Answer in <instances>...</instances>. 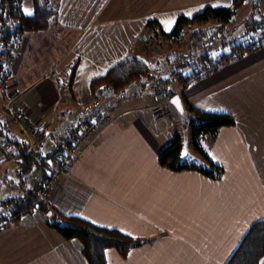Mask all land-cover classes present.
<instances>
[{
    "label": "crops",
    "instance_id": "0c3cea01",
    "mask_svg": "<svg viewBox=\"0 0 264 264\" xmlns=\"http://www.w3.org/2000/svg\"><path fill=\"white\" fill-rule=\"evenodd\" d=\"M51 1L56 10L51 24L21 37L10 58L13 64L8 62L9 77L0 80L14 104L47 133L63 123L78 125L84 120L91 108V82L139 53L137 41L151 30L147 23L156 21L169 34L180 17L193 18L208 7H229L233 2ZM23 6L26 14H32V0ZM260 59L264 55L238 69L243 60L231 62L188 89L175 90L197 112L226 113L235 119V126L222 128L211 152L203 154L224 169L222 181H211L196 170L175 172L161 166V153L180 138L181 122L176 111L170 119H157L152 107L166 99L152 87L143 91L152 96L142 106L124 103L116 111H103L115 123L74 160L68 175L51 184L47 203L64 215L144 241L127 258L108 250V264H227L249 228L264 220V61ZM75 65L70 92L67 85ZM242 71L247 72L238 77ZM121 98L110 100L118 104ZM196 111L185 110L183 116L191 122ZM12 130L20 132L13 125ZM191 132L193 138V127ZM43 142L36 140L32 149ZM13 148L6 146L10 153ZM14 163L18 178L19 161L7 162L0 154V193L16 187L8 184L15 183L8 169ZM82 248L78 240H65L49 227L39 210L0 229V264H88Z\"/></svg>",
    "mask_w": 264,
    "mask_h": 264
},
{
    "label": "trees",
    "instance_id": "16d2710c",
    "mask_svg": "<svg viewBox=\"0 0 264 264\" xmlns=\"http://www.w3.org/2000/svg\"><path fill=\"white\" fill-rule=\"evenodd\" d=\"M25 0H0V58L6 57L7 61L14 56V50L18 48L21 37L29 31H40L47 28L56 16V10L51 5V0H32L33 12L31 15L24 11ZM248 0H233L229 7H208L193 18L180 17L175 28L169 34L160 29L156 21H150L147 27L154 31L156 36L161 35L170 42H184L185 33L192 29L195 24L228 25L234 22V18ZM258 4L254 3V5ZM258 18V17H257ZM251 27L247 33L239 38L234 37L227 45L230 52H213L202 55L197 61L203 62L204 67H196L190 62L191 72L184 76L176 73V78L182 90L188 89L192 84L204 79L207 76L219 72L225 65L243 60L247 55L255 53L264 48V15L257 20L248 19ZM159 29L153 30V27ZM209 26V27H210ZM160 30V31H159ZM201 29L192 33L193 39H199V35L206 34ZM201 32V33H200ZM11 62V61H10ZM9 62V64H10ZM196 62V61H195ZM0 62V80L9 77V66ZM76 65L69 75L68 89L72 92V84L76 75ZM151 69L147 62L140 58H130L117 62L104 76L94 79L90 85L91 101L97 103L101 96H106L108 92L115 94L124 93L127 89L135 85H144L152 79ZM155 86L158 94L163 97L162 102L178 95L174 90L169 89V80H160ZM148 85V84H147ZM144 87H139V92H143ZM185 110L196 111L189 107L185 98L181 95ZM113 108V107H112ZM99 109L87 112L84 120L75 123H63L59 129L49 134L45 130L42 137L37 140L51 141L54 148L46 155L39 152V148L29 150V144L22 137L23 134L12 130V121L6 110L9 120H0V140L5 147H14V156H19V170L17 184L8 183L19 187V193L2 201L8 206L9 213L0 214V229L6 225V221L13 219L18 223L25 214H33L41 211L45 217L47 225L55 229L65 240H78L82 244V253L88 264H108L106 253L108 250H115L122 258H127L129 253L144 244V241L126 235L117 229L97 226L85 219L76 216L62 214L56 207L49 205L46 199L41 198L44 189L52 182L51 165L62 166L69 162L73 164L79 155L74 152V147L82 141L85 133L94 126L95 122L103 116V111ZM109 110V108H107ZM196 117L191 119L194 140L204 136L216 137L224 127H233L236 122L232 115L226 113H202L194 112ZM6 114V115H7ZM111 117V116H110ZM14 126V125H13ZM85 133L81 136L82 132ZM182 145L180 138L166 148L159 157L161 166L175 172L183 170H196L203 175L221 180L224 169L213 163L206 156L207 162L203 167H197L192 163L183 160ZM16 154V155H15ZM204 154V153H203ZM17 161V159H15ZM2 182L1 186H3ZM1 205V204H0ZM264 259V220L255 222L247 231L240 245L231 256L227 264H261Z\"/></svg>",
    "mask_w": 264,
    "mask_h": 264
},
{
    "label": "rangeland",
    "instance_id": "374dc122",
    "mask_svg": "<svg viewBox=\"0 0 264 264\" xmlns=\"http://www.w3.org/2000/svg\"><path fill=\"white\" fill-rule=\"evenodd\" d=\"M257 2L258 4L254 5V3H257ZM262 15H264V0H248L247 4L241 10H239L238 13L236 14L233 23L228 24V25L227 24L226 25L225 24L224 25L212 24V26H210L209 24L210 27L204 24H195L194 26H192V29L189 28V30L185 33L186 37H185L184 42H177V41L170 42L167 39L163 38L161 35L156 36L154 31H149L148 36L140 37L139 40L137 41V45L140 47L139 53L137 55L132 54L131 57H128L125 59L136 57V58H140L144 60L145 62H147L150 66L151 74L153 78L149 82H146L144 85L132 86L129 89H127L124 93H121V94H115L113 92H108L106 96H101L97 103H93L91 101V103L88 104V106L91 107L89 111L91 110L94 111V110H99V109L107 110V108H109V111L113 112L114 108L116 111L117 108H119L121 104L123 105L124 103H127L126 106H130V107L142 106L145 104L146 101L151 100L152 94L147 95L146 93L143 94V92L139 93V87L141 88L145 86L146 90H143V91H147V90L152 89V87L157 86V84L160 83L159 82L160 80H169V89L174 90V91L178 90L180 88V84L178 83V80L176 78V73L180 75H184V76L189 75L191 72V68H190L191 65H189L190 62L192 63V65L196 67L203 68L204 67L203 62L199 60L197 61V59H199L202 55H204V53L208 54V53L213 52V54H215L217 51L222 52V53L230 52V50L228 49L229 45H227V42H229L234 37L239 38L240 36L247 33L248 29L251 27L249 22H247L248 19L251 18V19L257 20ZM155 29H157L156 26L153 27V30ZM198 29H201L202 30L201 32H205L206 30L207 33L199 35L200 37L199 39H193L192 33L194 31H197ZM261 55H264V48H262L259 52H257L253 56L247 55L246 57L248 58L245 57L246 59H244L242 63L239 66H237V69L248 66L251 60L252 61L256 60L257 62V60H259V57ZM263 61L264 59L261 60V62ZM0 62L5 64V66L8 63L6 57H1ZM246 72L247 71L239 72L237 76L238 77L244 76ZM62 75H63V69L62 71L59 72V76L62 77ZM0 89L2 90V94H3V99L0 98V120L5 122L7 120V115H6L7 112H5L7 109L5 105L9 101H13V99L7 96V93H6L7 86L4 81L0 82ZM137 94H142V96H140L139 98H136L135 95ZM117 96L122 97L121 100L118 101V104L117 102H115V100L111 102L112 100L110 99L111 98L114 99L115 97L117 98ZM116 104L117 106L115 107L114 105ZM166 104L167 102H164V103L160 102L159 104H156L155 106L166 105ZM169 104L172 106L173 116H174L175 114L174 112L176 110L170 102ZM155 106L152 107V111ZM18 109H20L22 112H24L29 117V114H27L20 107H18ZM177 115H178L177 117L180 119V122H181V128L179 129L178 134L183 143V158H185L186 162L192 163L199 168L203 167L204 164H200V160L205 159L203 153L205 154L206 152H209V153L211 152L216 139H214V137H211V136H204L198 141L194 140V137L191 138L192 137L191 127L192 126H191L190 118L188 117V115L183 116L178 113ZM30 118L32 120H35V118L31 116ZM20 133L22 134L21 131ZM49 133L50 131L48 130V134ZM1 142L4 145V142L3 141ZM195 144H198V146ZM33 147L34 146L30 147L29 145V150H31ZM4 148L6 151L5 146ZM53 148H54L53 142L45 141L42 143V145L40 146L38 150L42 155H46ZM29 150L26 152L31 153ZM1 153L2 152L0 151V154ZM11 155H14V153H11ZM16 159L18 160L19 156H17ZM205 161L207 162L206 159ZM17 167H18L17 163L11 164L8 167L9 178L13 179L16 184L17 182H19V179L16 177ZM213 180L214 179H211V181ZM214 181L220 182L222 180H214ZM18 193H19V187L17 186L15 188H10L8 192L3 191L0 193V203H1L0 214L7 215L10 209L8 206L3 205L2 201H5V199L7 198L15 197V195H17ZM12 220L13 219H9L8 221H6V225H2V227L5 228L8 225L15 224L14 220L13 221ZM145 243H149V241L147 242L145 241Z\"/></svg>",
    "mask_w": 264,
    "mask_h": 264
},
{
    "label": "built area",
    "instance_id": "2783aa9c",
    "mask_svg": "<svg viewBox=\"0 0 264 264\" xmlns=\"http://www.w3.org/2000/svg\"><path fill=\"white\" fill-rule=\"evenodd\" d=\"M13 64V61L10 62ZM0 98L3 99L2 90L0 89ZM5 101V100H4ZM13 101H9L6 103V109L11 118L12 124L16 126L23 134L30 147L34 146L35 141L42 137L45 133L44 128H40L36 122V120H32L28 117L24 112L18 109L17 106L13 103ZM164 103V102H163ZM153 113L156 115L158 120H166L173 117L172 106L169 102L166 105H158L153 108ZM116 121L115 118L110 116H103L97 122H95L92 129H90L87 133H85L82 141L77 143L74 147V152L79 155H83V153L88 149L93 143H95L101 136V134ZM5 145L0 141V151L2 152V157L7 162H12L16 159L14 155L5 151ZM49 169L52 171L53 177L52 182L58 180L61 176L68 175L70 173L71 165L69 162L66 164L59 165H51ZM52 182L44 189L41 194V198L46 199L49 195V190ZM13 221V220H12Z\"/></svg>",
    "mask_w": 264,
    "mask_h": 264
},
{
    "label": "water",
    "instance_id": "95a60500",
    "mask_svg": "<svg viewBox=\"0 0 264 264\" xmlns=\"http://www.w3.org/2000/svg\"><path fill=\"white\" fill-rule=\"evenodd\" d=\"M169 102L173 105L178 114L183 115L185 113L184 104L179 95L172 97Z\"/></svg>",
    "mask_w": 264,
    "mask_h": 264
},
{
    "label": "snow or ice",
    "instance_id": "6c2138e0",
    "mask_svg": "<svg viewBox=\"0 0 264 264\" xmlns=\"http://www.w3.org/2000/svg\"><path fill=\"white\" fill-rule=\"evenodd\" d=\"M26 11H27V10H26ZM27 14H29V15H30L31 13H27Z\"/></svg>",
    "mask_w": 264,
    "mask_h": 264
}]
</instances>
